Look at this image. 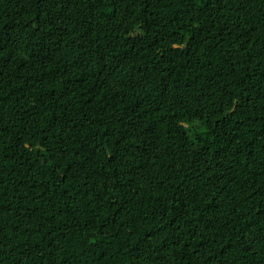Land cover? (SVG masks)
I'll return each instance as SVG.
<instances>
[{
	"label": "trees",
	"instance_id": "trees-1",
	"mask_svg": "<svg viewBox=\"0 0 264 264\" xmlns=\"http://www.w3.org/2000/svg\"><path fill=\"white\" fill-rule=\"evenodd\" d=\"M0 264H264V0H0Z\"/></svg>",
	"mask_w": 264,
	"mask_h": 264
}]
</instances>
